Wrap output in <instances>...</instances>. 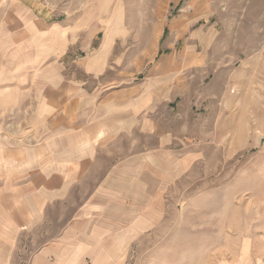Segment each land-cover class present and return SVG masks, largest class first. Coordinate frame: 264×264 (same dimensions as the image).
I'll return each instance as SVG.
<instances>
[{"label": "rangeland", "instance_id": "rangeland-1", "mask_svg": "<svg viewBox=\"0 0 264 264\" xmlns=\"http://www.w3.org/2000/svg\"><path fill=\"white\" fill-rule=\"evenodd\" d=\"M60 83L161 92L10 264H264V0H0V153L38 144Z\"/></svg>", "mask_w": 264, "mask_h": 264}, {"label": "crops", "instance_id": "crops-1", "mask_svg": "<svg viewBox=\"0 0 264 264\" xmlns=\"http://www.w3.org/2000/svg\"><path fill=\"white\" fill-rule=\"evenodd\" d=\"M64 28L57 27L60 55L73 45L72 25ZM99 67L91 64V72ZM64 86L50 87L40 100L44 118L53 126L38 144H10L0 153V264H10V235L27 229L44 205L64 197L84 177L112 141L125 138L132 125L128 110L138 115L152 109L153 97L161 92L159 83H153L134 101L135 88L89 91L84 84H68L70 92L64 95Z\"/></svg>", "mask_w": 264, "mask_h": 264}]
</instances>
